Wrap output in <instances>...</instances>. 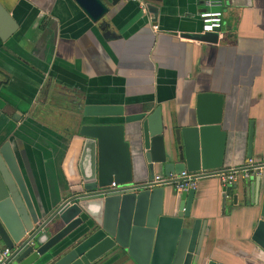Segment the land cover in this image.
Here are the masks:
<instances>
[{
  "label": "crops",
  "instance_id": "1",
  "mask_svg": "<svg viewBox=\"0 0 264 264\" xmlns=\"http://www.w3.org/2000/svg\"><path fill=\"white\" fill-rule=\"evenodd\" d=\"M0 6L16 25L0 42V144H9L37 213L60 200L64 135L85 105L122 106L126 115L159 107L166 125L191 116L198 93L220 94L219 169L264 161V0H223L215 44L185 37L200 34L197 0H119L94 23L72 0H0ZM133 128L124 138L143 183L150 179ZM154 175H162L155 165ZM259 184L257 190L255 172L226 188L214 178L197 181L189 217L205 223L203 251L248 238L263 178ZM243 190L253 204L242 205ZM175 199L171 188H162L165 212ZM92 264L131 263L112 256Z\"/></svg>",
  "mask_w": 264,
  "mask_h": 264
},
{
  "label": "water",
  "instance_id": "2",
  "mask_svg": "<svg viewBox=\"0 0 264 264\" xmlns=\"http://www.w3.org/2000/svg\"><path fill=\"white\" fill-rule=\"evenodd\" d=\"M72 1L94 23L107 14L108 4L119 0ZM15 30L0 6V42ZM185 37L217 41V33ZM222 104L220 94L198 93L193 114L166 125L159 107L126 115L122 106H83L64 135L62 191L50 212H36L9 144H0V246L15 264H92L112 256L131 264H264V168L257 171V190L262 178L263 184L258 219L248 238L203 251L205 223L189 217L193 190L175 196L165 212L162 188L141 186L124 138L127 126L134 125V149L149 179L153 165L164 176L219 169L225 139ZM252 128L249 121L246 163ZM111 183L114 189L107 192ZM241 195L243 206L253 204L244 190Z\"/></svg>",
  "mask_w": 264,
  "mask_h": 264
},
{
  "label": "built area",
  "instance_id": "3",
  "mask_svg": "<svg viewBox=\"0 0 264 264\" xmlns=\"http://www.w3.org/2000/svg\"><path fill=\"white\" fill-rule=\"evenodd\" d=\"M128 1V0H125ZM137 1V0H129ZM201 5L198 12V20L200 22V34L218 33L222 24V6L223 0H197ZM155 26L152 27L155 30ZM264 168V161L258 166L245 165L237 168L219 169L214 171H198V172H181L178 175L167 174L154 175L150 180L143 182V188H163L169 187L178 196L180 193L194 190L197 181L205 178L216 179L223 188L231 187L235 181L247 179L253 172ZM114 189L111 183L107 188V192ZM11 253L7 249H3L0 254V264H15L12 262Z\"/></svg>",
  "mask_w": 264,
  "mask_h": 264
}]
</instances>
